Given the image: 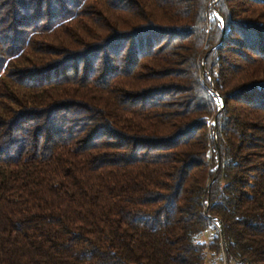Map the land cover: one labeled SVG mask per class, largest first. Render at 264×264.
<instances>
[{"label": "trees", "instance_id": "trees-1", "mask_svg": "<svg viewBox=\"0 0 264 264\" xmlns=\"http://www.w3.org/2000/svg\"><path fill=\"white\" fill-rule=\"evenodd\" d=\"M223 244L264 264V0H0V264Z\"/></svg>", "mask_w": 264, "mask_h": 264}, {"label": "rangeland", "instance_id": "rangeland-1", "mask_svg": "<svg viewBox=\"0 0 264 264\" xmlns=\"http://www.w3.org/2000/svg\"><path fill=\"white\" fill-rule=\"evenodd\" d=\"M214 2H218V0H214ZM199 71H200V78H201V82L202 84H205L206 87L208 86L209 89H210V92L212 94L215 95V97L221 102L222 104V107H224V100L223 98L221 97V95L215 90V87H214V84H213V81H212V78L210 77V74L209 72L206 70L205 68V63L203 60H199ZM209 84V85H208ZM216 117L213 116L210 121H209V124H208V132L209 133H212L213 132V129H214V126L216 125ZM216 220L219 221V219H215L214 220V224L216 226ZM222 225V224H221ZM217 227V226H216Z\"/></svg>", "mask_w": 264, "mask_h": 264}, {"label": "built area", "instance_id": "built-area-1", "mask_svg": "<svg viewBox=\"0 0 264 264\" xmlns=\"http://www.w3.org/2000/svg\"><path fill=\"white\" fill-rule=\"evenodd\" d=\"M216 226H217L219 232H221L222 225H221L220 221L216 220ZM221 264H235L234 261H232L228 258L227 253H226V246L224 244L222 247V263Z\"/></svg>", "mask_w": 264, "mask_h": 264}]
</instances>
